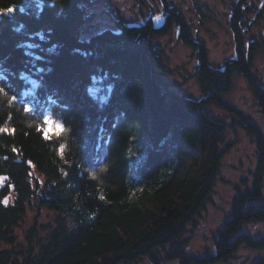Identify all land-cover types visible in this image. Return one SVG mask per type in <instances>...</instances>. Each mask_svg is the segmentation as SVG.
Segmentation results:
<instances>
[{
    "label": "trees",
    "instance_id": "obj_1",
    "mask_svg": "<svg viewBox=\"0 0 264 264\" xmlns=\"http://www.w3.org/2000/svg\"><path fill=\"white\" fill-rule=\"evenodd\" d=\"M98 1L66 0L61 9L52 0H0V7L17 5L0 13V87L15 97L13 104L0 94V131L10 130L0 133V243L15 244V229L33 199L39 208L59 213L38 254L34 249L20 254L0 250V264L153 261L158 249L179 239L206 209L224 157L221 145L228 130L238 125L255 139L258 163L252 189L238 190L232 219L219 233L217 255L224 258L236 251L238 244L228 240L243 223L264 219V204L248 207L263 196L264 134L223 101L240 73L264 114V86L251 74L253 57L263 44L245 39L253 23L249 15H255L253 24L264 21V0L231 2L236 56L219 69L211 66L205 42L193 37L191 26L169 0H162L159 23L149 18L128 26L117 20L116 30L91 33L87 10ZM172 30L195 54L200 101L166 87L169 71L151 40ZM211 104L232 112L236 120L228 124L210 116L204 108ZM26 107L31 108L27 114ZM46 116L73 128L76 151L69 168L53 151L56 142H46L26 127L28 121L42 123ZM133 146H143L146 159L130 158ZM105 164L108 170L100 178L109 197L99 205L95 181L87 179L84 169L95 171ZM34 169L44 184L32 181ZM40 188L45 195L39 194ZM11 190L15 200L5 205ZM90 204L99 212L91 222ZM68 217L77 221L75 231L66 227ZM94 231L98 245L90 242ZM30 236H36L34 229ZM240 240L253 248L264 246V239ZM180 247L173 248L172 258L189 264Z\"/></svg>",
    "mask_w": 264,
    "mask_h": 264
},
{
    "label": "rangeland",
    "instance_id": "obj_2",
    "mask_svg": "<svg viewBox=\"0 0 264 264\" xmlns=\"http://www.w3.org/2000/svg\"><path fill=\"white\" fill-rule=\"evenodd\" d=\"M233 1L235 0H169L170 5L174 6L191 26L193 37L205 42L210 64L216 69L222 68L226 61L233 60L236 56L234 37L229 26L230 4ZM254 16H248L253 23ZM156 17L160 19L157 20ZM149 18H153L158 23L162 21V0H100L93 7L88 8L86 25L91 33H96L105 29L116 30L117 20L128 26H138ZM253 23L246 31L245 39L247 42L258 41L263 47L253 57L251 74L260 85L264 86V21L257 20L255 24ZM151 42L153 46L159 48V54L169 71L166 87L188 99L200 101L202 94L193 50L181 43L176 30L155 37ZM223 101L235 112L254 123L264 134V114L242 74L237 73L234 76L232 88L223 97ZM204 110L210 116L228 124L236 120L232 112L214 104L206 106ZM235 126L228 130L224 144L221 145L224 157L214 192L206 209L186 227L179 239L165 246L164 249H158L153 261L143 258L135 264H174L178 258H172L171 253L173 248L180 246L181 254L190 260L189 264H264V246L253 248L246 243H239L241 237L253 243L264 239V234L251 235L243 229L245 224L252 221L243 223L229 238V244H238L236 251L224 258H219L217 255L219 233L232 219L233 202L238 190L247 192L252 189L253 174L258 163L255 139L240 126ZM143 150V146L140 148L133 146L127 155L130 158L136 156V161L139 162L141 159L144 160ZM31 179L33 182L38 180L41 185L45 183L44 177L35 169ZM39 194L45 195V192L40 188ZM262 195L260 202H250L248 207L258 203L264 204V183ZM15 197V192L11 190L3 200L4 204H12ZM57 215L59 213L53 210L39 208L33 199L25 217L15 229V244L10 246L0 243V250L28 253L34 249L35 254H38L40 244H46L52 229L56 226ZM33 229L36 231V236L31 239L30 231ZM213 247L216 250L215 254L211 252ZM188 249L191 251L186 255L185 251Z\"/></svg>",
    "mask_w": 264,
    "mask_h": 264
},
{
    "label": "clouds",
    "instance_id": "obj_3",
    "mask_svg": "<svg viewBox=\"0 0 264 264\" xmlns=\"http://www.w3.org/2000/svg\"><path fill=\"white\" fill-rule=\"evenodd\" d=\"M65 3L66 0H52V4L59 6L61 9L64 8ZM16 6L17 5L15 3H12L7 7H0V13H7L9 9L13 10L15 9ZM261 6L264 7V5ZM0 94H3L4 99H10L14 104L15 97L8 96L4 92L3 87H0ZM30 111L31 108L29 107H26L24 109L25 114H27ZM26 127L30 129H35L36 132L41 134L42 139L45 140L46 142L49 141L56 142V146L53 148V151L55 152L57 157L63 162L64 165H66L68 168L71 167V164L69 163L70 161L69 157L70 155L75 154L76 149L73 145V139H72L73 128L70 124H65L62 119H57L54 117H52V119L49 120L48 116H46L42 120V123L36 121H28L26 123ZM53 132H57L58 134L53 135L52 134ZM64 153H67V155H65ZM107 170H108L107 164H105L104 166L100 167L98 170L95 171L84 169V171L88 173L87 179L95 181V191L98 193L95 196V199L96 201H98L99 205H105L109 197V193L106 192L105 190L104 182L100 178ZM67 175L68 173L64 172V176L67 177ZM159 176L160 179L163 180L165 176V170L161 169ZM140 191L142 192L143 189H140ZM89 195H91V193H89ZM77 205L79 206V202H77ZM89 208L90 210L87 214V220L91 222L96 220L97 216L99 215V212L97 210L96 205L90 204ZM66 227L68 228L69 231H75L78 227V223L75 219L68 217L66 218ZM243 229L251 235L264 234V219L253 220L251 223L245 224L243 226ZM114 231L117 233L118 229ZM97 235L98 233L94 231L90 236V242L98 245L101 241L97 238ZM190 251H191L190 249L186 250L185 254L187 255ZM215 251L216 250L213 247L211 249V252L215 254ZM174 264H182V262L178 258L176 261H174Z\"/></svg>",
    "mask_w": 264,
    "mask_h": 264
},
{
    "label": "snow or ice",
    "instance_id": "obj_4",
    "mask_svg": "<svg viewBox=\"0 0 264 264\" xmlns=\"http://www.w3.org/2000/svg\"><path fill=\"white\" fill-rule=\"evenodd\" d=\"M9 11H10V9H9ZM156 19H157V20H159V19H160V17H156ZM7 131H10V130H9V129H7V128H3V131H0V133L7 132Z\"/></svg>",
    "mask_w": 264,
    "mask_h": 264
},
{
    "label": "bare ground",
    "instance_id": "obj_5",
    "mask_svg": "<svg viewBox=\"0 0 264 264\" xmlns=\"http://www.w3.org/2000/svg\"><path fill=\"white\" fill-rule=\"evenodd\" d=\"M146 157H147V153H146V154H144V159H146Z\"/></svg>",
    "mask_w": 264,
    "mask_h": 264
}]
</instances>
